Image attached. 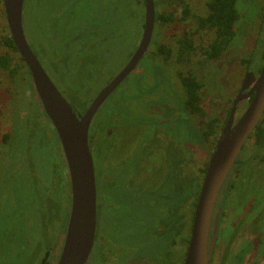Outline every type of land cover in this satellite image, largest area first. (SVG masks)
<instances>
[{
    "label": "rangeland",
    "instance_id": "374dc122",
    "mask_svg": "<svg viewBox=\"0 0 264 264\" xmlns=\"http://www.w3.org/2000/svg\"><path fill=\"white\" fill-rule=\"evenodd\" d=\"M157 1H161L159 11L174 10L168 0H155ZM209 1L186 0L192 12L191 17L181 21L183 12L178 8L176 16L179 20L164 26L157 25L148 52L117 91L104 102L90 128V135L96 139V154L94 152L93 158L94 164H97V174L100 177L104 174L109 180V183L105 182L96 175L97 190L101 197L96 235L109 238L126 251H138V258L145 256L142 250L147 247L154 249L159 245L163 246L168 239V242L174 240V234L171 235L173 238L167 234L158 240L155 226L160 225V220L168 214L165 207L173 208L190 193V177L199 178L196 181L198 184L194 185L196 195L199 196L205 177L202 172L207 170L246 74L255 72L249 70L247 64L242 63V59H251L255 66L258 57H252L264 47V0H239L240 18L235 27L237 35L223 57L211 60L204 55L203 51L209 46L213 34L200 32L193 37L196 50L189 59L180 62L178 39L185 31H196L194 17L208 15ZM142 22L145 23V0H25L24 3L23 23L31 49L60 92L72 105L77 104L80 113L89 108L107 82L117 76L130 61L141 42L144 30ZM9 35L6 12L2 4L0 57L5 53L13 54L3 43ZM81 37L83 39L79 41ZM88 40H95L98 47L90 48ZM160 44L167 45L170 50L169 59L158 53ZM13 56L17 58L16 54ZM88 56L92 57L93 62ZM84 58L88 64V69H84L88 70V76L93 73L89 69L95 65H103L100 73L87 77L88 81H82L84 84L79 86L77 72ZM17 63L18 60H14L13 64ZM189 73L204 83L201 98L205 117L185 111L181 75ZM40 103L32 76L25 67H21L15 76L0 68V264H38L45 257L49 245L54 246L53 257L56 261L64 246L72 208L70 175L68 169L65 171L59 161L58 171L64 177L62 186L55 183L51 187V169L56 164L51 154V138L55 137L54 126L46 118L41 119L46 114L42 111L43 105L39 107ZM248 104L240 103L236 119L242 116ZM212 118L219 119L218 134L205 141L200 130L201 119ZM35 119L38 121L34 129H21L22 122L27 120L30 124V120L36 121ZM155 134L159 135L158 141H154ZM7 135H10L9 139H6ZM112 143L120 145L119 151L123 157L140 150L139 154L143 157L139 161L148 159L152 168L161 161L159 153L156 158L153 156L160 149L159 145L172 146L173 157L175 153L180 156L183 169L180 174L186 176L184 196L180 194L176 198V189L170 190V186H167L166 189L173 194H168L171 197L164 200L165 202L158 203L157 206L153 200L155 196L151 195V208L149 204L143 203L140 198L150 195L138 196L130 187L134 164L138 160L131 156L123 164L125 169L121 173L113 171V165L118 164L111 160ZM244 147L238 159L246 163L256 155L257 150L250 140ZM260 157L255 161L252 159L248 166L253 171L248 179L254 180V173L258 170L262 180L259 183L263 184L264 194V168L257 161ZM120 160L117 158L114 162ZM243 167L244 165L238 166L242 171L239 179L234 181L238 187L233 195L247 180L243 177ZM145 173H140L137 182L144 181L142 178ZM117 180L119 187L114 185ZM178 180L175 176V185ZM149 185V189H152L153 183L150 182ZM51 189L55 193L52 196L55 203L52 208ZM164 193L162 190L163 195ZM237 195L241 196L242 192ZM191 204L192 202L183 212L184 215L188 214V219H191L194 212ZM51 212L54 214L52 223ZM176 214L175 210L172 216ZM229 214L230 217L235 215L230 210L227 217ZM190 231L191 228L189 233ZM101 237L98 243L106 245L105 239ZM248 240L246 234H240L234 242L228 243L227 250L231 254L228 255L230 259L227 264H264V229L257 239L252 240L254 247L247 244ZM223 243L224 240L221 245ZM244 246H247L246 259L245 253L241 252ZM103 247L94 245L87 264H97L98 253L102 252L103 249L100 248ZM186 250L187 245L184 243V257ZM238 252V258L242 261H235ZM117 253L121 261L127 259V255L122 254L123 250ZM226 253L221 248L216 255L215 264H219L222 259L224 261ZM251 256L253 260L248 261ZM145 262L156 264L149 260Z\"/></svg>",
    "mask_w": 264,
    "mask_h": 264
},
{
    "label": "water",
    "instance_id": "95a60500",
    "mask_svg": "<svg viewBox=\"0 0 264 264\" xmlns=\"http://www.w3.org/2000/svg\"><path fill=\"white\" fill-rule=\"evenodd\" d=\"M11 37L27 65L43 109L60 139L70 175L72 208L57 264H87L96 240L97 184L90 128L107 98L137 68L150 47L155 23L154 0H145V23L141 42L124 69L98 94L84 115H77L31 49L23 26L25 0H3ZM250 89V90H249ZM249 90L245 94V91ZM244 94V95H243ZM252 101L236 120L240 102ZM264 115V63L260 73L248 72L223 132L209 161L199 192L188 252L184 264H210L215 238L208 250L209 232L217 199L243 147ZM220 218H217L216 228ZM49 255L41 264H49Z\"/></svg>",
    "mask_w": 264,
    "mask_h": 264
},
{
    "label": "flooded vegetation",
    "instance_id": "af4514ba",
    "mask_svg": "<svg viewBox=\"0 0 264 264\" xmlns=\"http://www.w3.org/2000/svg\"><path fill=\"white\" fill-rule=\"evenodd\" d=\"M2 4L4 5V2ZM4 8H5V6H4ZM23 26H24V23H23ZM24 31H25V29H24ZM263 63H264V61H263ZM263 63H262V65H263ZM261 68H262V66H261ZM254 73L258 75L260 72H257L255 70ZM113 79H114V77L111 78L107 82L106 86ZM117 89L115 91H117ZM249 90L245 91V94L248 93ZM114 92L107 98V100L114 94ZM239 93H240V90H239ZM239 93H238V95H239ZM98 94H97V96H98ZM251 101H252V97L249 100H245L242 102L243 103L248 102L250 104ZM242 102H240V103H242ZM240 103L238 105V108L240 106ZM249 104H248V106H249ZM233 105H234V103H233ZM101 107L97 113L100 112ZM87 110H85L82 113L76 112V114L77 115H84ZM96 116H97V114L95 115V117ZM95 117H94V119H95ZM94 119H93V121H94ZM236 120H238V119H236ZM223 129H224V127H223ZM222 132H223V130H222ZM158 137H159V135L155 134L154 141H156V140L158 141L159 140ZM89 141H90V138H89ZM119 146L120 145L114 144V143H112V145H111V152H112L111 160L113 159L112 161L114 164H118L115 166L113 165V167H112L113 171L121 173V171L123 169H125V168H123V164H125L126 160L129 159L131 156H132V158L134 157V159L136 158V160H138V162H136L134 164V173H133L132 179H131L132 185L130 187L132 188V192L133 193L135 192L138 196H146L147 194H149L150 196L142 197L140 199L143 201V203L149 204L150 208H151L150 205H152L151 204L152 203L151 202L152 196H155V197H153V200L156 202L155 205H157V206H159V204L161 202H165L164 200H166L167 198H170L171 196H167L170 193H168V194L164 193V195H163L162 194L163 189L160 188L159 186L162 185L163 183H166V181L168 180V183L171 184L172 190H175V188L173 186L174 180H175L174 175L176 174V177L178 179L179 178H180V180L182 179V175L180 174V172H182L183 169H182L179 153H177V154L175 153V155L173 157V152L171 150L172 146H169V145L166 146V145H162V144L159 145L160 149H158V150H160V151H158V150L155 151L153 156L156 158V155L159 153L161 161H159V163L152 168L151 162L148 159H144L143 161H139L141 159V157H143L141 154H139L140 150L132 151L129 153L130 154L129 156L123 157V154H121L119 151ZM141 146L146 147L147 145L141 144ZM176 152H177V148H176ZM103 154L104 153L102 150V155ZM117 158H120L121 160L119 162H114V160ZM102 159L104 160V157H102ZM260 159L257 161L264 168V163L261 162ZM251 163H252V161L243 163L240 159L238 162L236 161V163L233 166V168H232V170H231V172H230V174H229V176H228V178H227V180H226V182H225V184L221 190V193L217 199L215 209H214V213H213V217H212V221H211L210 232H209V241H208V250H210L212 240L215 238V242H214L212 253H211L210 264H215L216 255H217L218 251H220L221 248H223L224 251L226 250L227 253H226L225 260L223 261V259H222L219 264H227L228 259H230V257H228V255L231 254V251L227 250V247L229 246L228 243L231 244L232 242H234V240L240 234H246L247 238L249 239L247 244H251L254 247L252 240L254 238L257 239L259 237V234L261 233V231L264 229V194H263V189H262L263 184L259 183L262 180H261V174L258 172V170L256 171V173H254V176L256 179L255 178H254V180L248 179V178H250L248 176L249 174L253 175V173H252L253 171L248 169V166L251 165ZM143 164H146V166H143ZM138 165H141V167H139ZM239 165H244L243 177H244V179H247V180L239 186L240 187L239 191L233 195V192H235V190L238 187V184L234 183V181L239 179V176H240L241 171H242V170L238 169ZM102 169H104V167ZM141 172H142V174L146 172L144 177L142 178V179H144V181H138L137 182V179L139 178V175ZM97 177H100V175L97 174ZM124 177H127V176H124ZM130 178H131V176H130ZM100 179L109 183V180L105 178L104 174L101 175ZM118 181L119 180H117V182H114V185L119 187ZM150 182L153 183L154 190L156 189L155 194H152V192H151L152 190L149 189ZM175 191L177 193V190H175ZM240 192H242V195L238 196L237 194H240ZM171 194H173V193H171ZM175 197L178 198L179 196H175ZM198 198H199V196H197V198L195 199V203L191 204V206L194 207V212L192 214V224H193V219H194V214H195ZM149 201H150V203H149ZM153 204H154V202H153ZM99 205H101V197H100L99 190H97V222H98ZM142 207H143V205H142ZM144 208H146V205H144ZM165 208H166V210H168L167 207H165ZM183 208H184V205H183V201L181 200L172 209V214L176 210L177 218H178L179 223H180L177 226L176 231H172L170 229L171 231H170V233H168L169 228L167 227V224L169 222V218L167 216V213L163 216V219L160 220V225H156L155 229H154L155 234H156V238L158 240L163 239V237L166 236L167 234H169L170 237L172 234H174V240L172 239V240H170V242H168L169 241V239H168V241L166 243H163V246L159 245V246L155 247L154 249H149L147 247L145 250H142L143 255H145L143 258L137 257L138 251L133 252L130 249L128 251H126V250L122 249V247L116 246L113 243V241L110 240L109 238H104V237L96 235L97 242L95 240V244L97 246H99V245L104 246L103 248H100V250L103 249L102 252L99 251V253H98L99 257L97 259V264H123V263L126 264L127 262L129 264H144V263L147 264V262H145L147 260L154 262L156 264H184L185 258H186L187 252H188L189 240L191 237V231H190V235L188 237L187 250L185 252V257H184V251H183V248H184V240L183 239L184 238H183V230H182V226H181L182 214L184 212ZM229 210H230V213H235V215L233 217H230V214L227 217V212ZM218 217L220 218L219 226H218L217 230H215L216 221H217ZM191 229H192V226H191ZM96 234H97V231H96ZM99 237H101L102 239H105L106 245L103 244L102 242L98 243ZM171 238H173V237H171ZM223 240H224V243H223V245H221ZM48 247H50V248H48L49 250L48 249L46 250L45 254L47 255L48 253H50L49 261H48L49 264H57L60 256L55 261L54 257H53V250H54L53 247L54 246L49 245ZM246 247L247 246H244L243 249L241 250V252L245 253ZM104 248H105V250H104ZM121 250L124 251V253H122V254L127 255V259L124 258L122 261H121V258L119 257V254L117 253V252L120 253ZM238 254H239V252L237 253L236 256H235V254L233 255V256H235V261H237V260L242 261L238 258ZM46 255H45V257H46ZM247 256H248L247 253H245L244 259H246ZM45 257L43 256V259ZM250 260H253V256L249 257L248 261H250ZM41 263H42V260H40V262H38V264H41Z\"/></svg>",
    "mask_w": 264,
    "mask_h": 264
},
{
    "label": "trees",
    "instance_id": "16d2710c",
    "mask_svg": "<svg viewBox=\"0 0 264 264\" xmlns=\"http://www.w3.org/2000/svg\"><path fill=\"white\" fill-rule=\"evenodd\" d=\"M238 1L239 0H210L208 2V4H207L208 9H209L208 15L205 17H202V16H195L194 17V19L197 23L196 31L191 32V33L185 31V32H183L182 37L178 39V43H177L178 44V50H179V59L178 60L180 62L181 61L183 62L184 60L189 59V57H191V54L196 50L193 37L200 32H210L213 34V38H212L209 46L203 51L204 55L211 60H216V59H220L223 57V55L226 53V51L228 50V48L230 47L232 42L235 40L236 35H237L235 27H236V24L240 18V13L238 10ZM154 2H155V0H154ZM160 2L159 1L155 2L156 23H155L154 31H156L157 25L164 26V25L170 24L171 22L177 21L178 18L176 16V12H177L178 8H181L182 12H183V16L181 17L182 18L181 21H185L186 19H188L189 17L192 16V12L190 10L189 5L186 3V0H168L169 5L171 7H174V10L169 11V12L159 11ZM2 3H3V1L0 0V5H2ZM143 13H144V11H143ZM141 17H142V13H141ZM143 26H144V24L142 22V28H143ZM102 35H104V33ZM80 39L81 40H79V41H82L83 37H81ZM88 41H89L88 44H91L90 48L98 47L96 45L95 40L94 41L88 40ZM3 43L6 45V47H8L10 50H12L13 54H16L17 58H15L13 56V54H11V53H5L3 56L0 57V68L8 70L9 74L11 76H15L20 72L21 67H25L26 70L28 71L29 75H31L27 65L25 64V61L19 55L18 49L15 46L11 35L7 36L3 40ZM263 45H264V43H263ZM263 49H264V47H263ZM263 49L261 52L258 51L257 53H255L254 56L252 57V59L258 57L257 59H258L259 63L257 62V64H255V66H253V64H252L253 61L251 59H242V63L247 64V67H249V70H256L257 72H260L262 63L264 61V50ZM157 51L159 54L164 55L165 59H169L171 56V52L168 49L167 45H165V44H160ZM88 58L91 61L92 57L88 56ZM127 59H129V55L127 56ZM14 60H18V63L13 64ZM91 62H93V61H91ZM103 63L105 64V61ZM87 65L88 64L85 63V58H84V60L82 59V61L80 63V70H78V72H77V79L79 81V86H81V84L82 85L84 84V83H82V81H85V80L88 81V79H86L87 77L90 78V77L96 76L98 73H100L101 72L100 69H101L103 64L95 65L92 69H89L90 71H93L92 75H90V76L87 75L88 70L87 71L84 70V69H88ZM89 80H91V79H89ZM181 81H182V85H183L184 93H185V100H184L185 111L187 113L189 112L191 114H196V115H199L201 117H205L206 113L202 107V98H201L202 89L204 88V83L202 81H200L196 76L192 75L191 73H189L188 75H181ZM87 96L89 99L88 94H87ZM76 106H77V104L73 105L75 112L80 113L77 110ZM39 107L40 108L42 107L41 103H40ZM43 110L44 109L42 107V111ZM45 114H46V112H45ZM45 118H46V120H48L51 123V120L49 119L47 114L44 116H41L42 120ZM95 119H96V117H95ZM95 119H94V121H95ZM30 121H31L30 124L27 120L25 122H22L21 129L23 128L26 131H29V130L31 131L30 127H32L34 129V127L37 126L38 120H36V121L30 120ZM201 125H202V127L200 128V130H201V133L203 134L205 141L206 140L209 141L211 138L215 137L218 134V125H219V119L218 118L201 119ZM43 127L45 128V125ZM17 130H19V129L17 128ZM53 132H54L55 137L53 139L51 138V141L53 142V146H51V154H52V157H53L56 164H55L53 170L51 169V177H52L51 178V187L53 185H55V183H60L58 186L61 187L62 186L61 182H63L64 177L61 174V172L58 171L59 161L64 166L65 171H66V169H68V166L66 164V160H65V157L63 154V149L61 146L60 139H59L55 129ZM9 137H10V135H7L6 139H9ZM249 140L251 142H253V145H254V147H256V150H257V152L255 153L256 155L251 157L249 160L252 161V159H253V161H255L258 157H260V154H262V152L264 151V115H263L260 123L258 124L257 128L255 129L254 133L251 135ZM90 147H91L92 154H94V152L96 154V139L93 138L91 135H90ZM260 158H261L260 159L261 162L264 163V154H262ZM238 161H239V159L237 160V162ZM95 170H96V175H97V164H95ZM202 173H206V171H204ZM175 176H176V174L174 175V178H175ZM185 178H186V176L183 175L181 180L179 178L180 181L178 180L179 182L176 185L173 184L174 188L177 190V193H176V191L174 192L175 195L180 196V194L181 195L183 194V196H184V190L186 189L185 188L186 183H184V180L186 182ZM190 178H191V181H190L191 190H190V193L188 195H186L183 199V205H184L183 210H184V212L186 211L187 206L191 202L195 203L194 200L197 198V195H196L197 191L194 190V185L198 184V183H196V181H198L199 178L198 179H196L194 177H190ZM58 186L56 184V188H58ZM167 186H170V190H172L171 184L168 182L163 183L159 187L162 188L164 190V192L168 194V193H171V191L169 189H166ZM64 188H65V186H64ZM151 190H152L151 191L152 194H155L156 189L154 190V187H153ZM54 194H55L54 190L51 189V208L55 204L54 201L52 200V196H54ZM172 209L173 208H168V214H167V216L169 218V222L167 224V227L169 228L168 233H170L171 230L176 231L177 226L180 224L179 220L177 218V214L174 217L172 216ZM53 215L54 214L51 212V223H52V220L54 218ZM181 226H182V230H183V238H184L183 240H184L185 245H187L188 244V237L190 235L189 229L192 226V217H191V219H188V214H185L182 217Z\"/></svg>",
    "mask_w": 264,
    "mask_h": 264
}]
</instances>
